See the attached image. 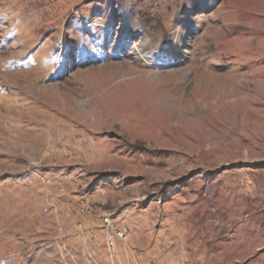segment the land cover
Wrapping results in <instances>:
<instances>
[{
	"label": "rangeland",
	"instance_id": "1",
	"mask_svg": "<svg viewBox=\"0 0 264 264\" xmlns=\"http://www.w3.org/2000/svg\"><path fill=\"white\" fill-rule=\"evenodd\" d=\"M0 264H264V0H0Z\"/></svg>",
	"mask_w": 264,
	"mask_h": 264
},
{
	"label": "bare ground",
	"instance_id": "2",
	"mask_svg": "<svg viewBox=\"0 0 264 264\" xmlns=\"http://www.w3.org/2000/svg\"><path fill=\"white\" fill-rule=\"evenodd\" d=\"M244 42L246 43V41H244ZM247 45H249V44H247ZM244 46H245V44H244ZM246 48H248V47L246 46ZM255 51H254V53H255ZM129 73L131 75H133L135 73V71L131 70V71H129ZM237 75H239V74H237ZM253 75H255V73ZM254 77H253L254 81H252L249 85L251 87H253L251 93L255 94V96H256L259 93L260 86H262V84H260ZM212 78L214 79V82L212 83L211 86L206 88V93L205 92L201 93V92H197V91L194 93V96L192 99L194 101V104L191 103L193 107H187V105H188V99L187 98H186V100L181 99L182 102L185 103V108L186 107L189 108L188 110H191L193 115H196L197 111L202 110V107L204 106L205 110L203 112H205V114L208 115L207 117H210V115H211V117H213V118H219L221 110H226V109L228 110V108L230 106H241L240 104H242V102H243L242 100H244L243 96H245V93H246V91H248L247 89L249 88V87H247L248 85L246 83L247 77H245L244 75H240V76H235V77L230 78V79H226L225 77H222V76L212 75ZM208 91H211L210 98L211 97L212 98L210 100L207 99L208 97L206 98ZM160 92H158V94H156V97H155L156 100H154L155 98L152 99V102H154L157 106H160V104L163 102V98L165 96L177 97L178 95L182 94V91L179 90L177 87H173V88L169 87V88L162 90ZM98 101L99 100L96 101L95 99H93L90 102V111L88 113H83L81 111V109H78L79 107L77 106V108H76L77 110H75V114H72L73 113L72 112L71 114H69V117L79 121L80 126H82V127H85L86 125L87 126L90 125V127L93 128L92 125H95V124L104 125L106 127H109L110 125H112V123H115L119 118H123V120H125L127 122L128 126L136 127L137 129L140 127L141 122H135L133 119L141 116L140 114L142 113V109H143L142 106L143 105H141V107H140V104H136V105L129 106V107H124V106L118 105V104L103 105V106L101 105L100 106V105L95 104V102H98ZM228 101H230V102L228 103ZM231 101H234V102H231ZM217 110H218V112L215 113V111H217ZM188 116H190V115H188ZM93 119L96 121L95 124L91 122ZM172 119L177 120L178 118H177V116L172 115V116H170V120H172ZM79 122H78V124H79ZM225 125H227V123L224 121L223 126H225ZM155 128H157V127H155ZM135 134H136V132H135ZM195 135H196V138L200 139L199 132H198V135L197 134H195Z\"/></svg>",
	"mask_w": 264,
	"mask_h": 264
},
{
	"label": "built area",
	"instance_id": "3",
	"mask_svg": "<svg viewBox=\"0 0 264 264\" xmlns=\"http://www.w3.org/2000/svg\"><path fill=\"white\" fill-rule=\"evenodd\" d=\"M122 233L120 234V236L122 237ZM109 241H110V244L112 243L113 244V240H112V237L111 238H109Z\"/></svg>",
	"mask_w": 264,
	"mask_h": 264
}]
</instances>
